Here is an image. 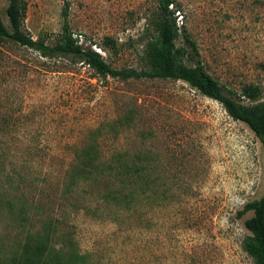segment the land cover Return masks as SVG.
Instances as JSON below:
<instances>
[{
  "label": "rangeland",
  "instance_id": "rangeland-1",
  "mask_svg": "<svg viewBox=\"0 0 264 264\" xmlns=\"http://www.w3.org/2000/svg\"><path fill=\"white\" fill-rule=\"evenodd\" d=\"M25 1V31L59 41L65 2ZM66 1L78 44L113 68L146 67L159 0ZM173 7L213 77L236 92L256 84L264 97V0ZM176 45L186 47L181 34ZM81 151L95 158L82 180ZM263 190L260 140L187 82L104 77L0 38V264L37 244L68 246L82 264H253L242 246L251 212L237 213Z\"/></svg>",
  "mask_w": 264,
  "mask_h": 264
},
{
  "label": "trees",
  "instance_id": "trees-1",
  "mask_svg": "<svg viewBox=\"0 0 264 264\" xmlns=\"http://www.w3.org/2000/svg\"><path fill=\"white\" fill-rule=\"evenodd\" d=\"M63 1L66 4L62 10L63 35L56 43L49 44L41 38L34 39L25 31L24 19L27 6L25 0H8L6 15L11 30L6 27L0 16V38L33 49L46 58L70 55L82 63H86L98 75L104 77L121 79L171 78L187 82L203 95L220 102L233 119L245 123L260 140L264 149L263 89L256 84H246L240 92H236L225 87L205 69L196 42L185 29L176 23L177 8L173 7L175 0L158 1L154 21L156 34L146 44L143 54L146 67L142 69L113 68L99 53L78 44L77 39L72 36L68 28V3L66 0ZM180 34L184 37L186 47L176 45V39ZM107 42L114 44L110 38H107ZM184 58L188 59L191 64L184 63ZM85 151L84 153L79 152L76 157L81 180L87 178L91 173V167L95 164L93 163L95 158H86ZM136 171L137 169L132 170L131 174H136ZM249 211L251 215L244 219V226L249 234L242 239V246L252 257L253 264H264V190L258 198L245 203L237 214L243 216ZM71 249L68 246L61 247L55 249L53 254L42 244H37L34 247L28 245L24 249L26 254L19 257L18 264H82L85 255Z\"/></svg>",
  "mask_w": 264,
  "mask_h": 264
}]
</instances>
